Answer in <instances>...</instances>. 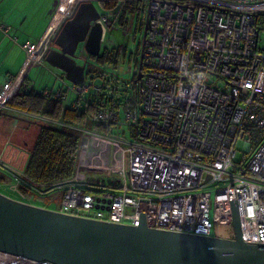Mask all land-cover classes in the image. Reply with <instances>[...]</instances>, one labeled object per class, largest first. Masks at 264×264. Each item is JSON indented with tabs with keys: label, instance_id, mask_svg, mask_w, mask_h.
Masks as SVG:
<instances>
[{
	"label": "built area",
	"instance_id": "1",
	"mask_svg": "<svg viewBox=\"0 0 264 264\" xmlns=\"http://www.w3.org/2000/svg\"><path fill=\"white\" fill-rule=\"evenodd\" d=\"M93 1L104 9L92 23L102 29L101 44L112 32L125 41L143 32L130 80L120 73V63L111 66L112 78L134 86L131 97L115 99L89 79V68L99 77L105 76L100 68L110 66L101 67L83 45L78 48L86 63L82 84L68 82L64 72L37 55L35 44L26 48L19 76L0 88L1 110L18 91L35 88L29 74L42 66L61 84L44 88V96L91 110L88 130L53 123L87 139L74 176L52 186L61 192L56 212L133 227L144 217L151 229L215 237L218 228L232 227L236 203L244 242L264 244V0H115L113 8L108 0ZM77 2L60 0L57 24ZM0 31L7 34L11 27L0 24ZM110 43L126 56V43ZM113 125L131 128L134 139L108 135ZM239 141L248 157L236 162ZM5 171L22 199L46 193L24 173ZM90 172H108L109 180L89 184L83 175H95ZM22 184L33 194H25ZM0 264L53 263L0 251Z\"/></svg>",
	"mask_w": 264,
	"mask_h": 264
},
{
	"label": "water",
	"instance_id": "2",
	"mask_svg": "<svg viewBox=\"0 0 264 264\" xmlns=\"http://www.w3.org/2000/svg\"><path fill=\"white\" fill-rule=\"evenodd\" d=\"M102 1V0H101ZM93 0H78L57 29L50 27L37 55L80 85L86 63L77 55L82 44L101 55L102 29ZM44 53L42 54V52ZM87 144L83 138L81 146ZM234 239L155 230L144 217L138 227L72 217L28 205L0 194V251L53 264H264V244H248L233 203Z\"/></svg>",
	"mask_w": 264,
	"mask_h": 264
},
{
	"label": "trees",
	"instance_id": "3",
	"mask_svg": "<svg viewBox=\"0 0 264 264\" xmlns=\"http://www.w3.org/2000/svg\"><path fill=\"white\" fill-rule=\"evenodd\" d=\"M114 1L108 0L109 8L114 7ZM91 58L101 67L111 65L116 67L124 57H121L120 51L105 50L99 57L91 56ZM100 70L105 71L103 68ZM44 88L23 89L9 102L10 109L14 111L51 122L49 124L41 121L39 136L35 145L30 149L29 160L24 171L28 180L45 187L41 190L43 193L54 191L53 185L74 176L84 138V134L77 130L55 126L53 123H63L81 130L91 128L88 121V114L91 110L85 104L81 103L78 109H74L71 105H64L60 100L44 96ZM5 182V178L0 175V183ZM21 186L25 194H33L32 189L24 184Z\"/></svg>",
	"mask_w": 264,
	"mask_h": 264
},
{
	"label": "rangeland",
	"instance_id": "4",
	"mask_svg": "<svg viewBox=\"0 0 264 264\" xmlns=\"http://www.w3.org/2000/svg\"><path fill=\"white\" fill-rule=\"evenodd\" d=\"M95 4L99 12L104 13V9L102 8V6L99 3H95ZM142 33L143 32H141V34ZM141 34L139 32L138 35L135 37L129 35L128 40L125 41L123 34L119 32H112L108 35L107 41L101 44V51H104V50H111L113 48V46L110 43L111 40H114L115 43H117L118 45H122L126 43L125 44L127 47L126 56L121 59V62L119 64V71L122 75H124L126 80H130L131 69L135 66V62L133 59L137 57L138 61H140V58H141V51L137 47ZM260 47L261 48L264 47V34L260 36ZM82 48H80L77 52V55L79 56L80 59L84 58V54H82V51H81ZM78 62L83 64L82 60H79ZM111 66L105 69L106 73H104V75L108 76L106 79L102 78L101 76L97 77V74L100 75V72L96 70L94 67L89 68L88 70L90 72L89 79H93L95 85L104 87L105 91L107 93L113 94L115 99H118L120 97L121 101H125L127 98L133 95L135 88L131 83L128 84L127 82L119 81L117 79L112 78L111 75L113 73H112ZM31 71L32 72H31L30 78L36 89L42 88L43 86L45 87V85H48L49 88L60 87L61 84L57 82L56 78L51 73H49L47 70H45L42 66H35ZM218 87L223 88V86L221 85H219ZM127 93H129V95H127ZM17 94L14 97H16ZM9 102L5 105L3 109L0 110V115H4L8 113V115L11 114L12 116L16 115V116H19L20 118L21 117L26 118L27 121L31 119L37 121V118L35 117L9 109L10 108ZM2 118L3 117L0 116V121L2 120ZM14 123L22 126L19 118ZM23 130L25 132L27 131L28 133L26 134V137L25 138L23 137L19 142H16L14 138L9 139L8 141H6L8 139L6 138L5 139L6 142L5 141L3 142V144L6 143L5 149L0 155V166L2 167L1 169H3V171H5L6 168L12 169V171L16 173L17 175L23 174L25 171V167H26L25 165L28 162L27 160L29 158L30 149L35 145L37 141V138L39 136V130L36 125L27 126V128L26 129L24 128ZM108 135L116 139H123L125 142H130L132 139H134L132 137V129L127 126H121V125H113ZM18 136L21 137V134H19ZM25 141L29 143L28 145L29 148H23L22 146H20V143H25ZM245 146L246 144L244 141L238 142L237 147H236V150H237L236 162H241L246 157H248V154H246ZM111 147H112V150H114L115 143H112ZM7 148H8V151H7L8 153L5 155ZM15 150H17L18 156L22 159L20 160L19 158V164H17L18 166H13L7 163L8 156L13 154ZM110 157L111 159L113 158V152H111ZM90 173H95V175L88 176V177H86V174L83 175L84 181L89 184L96 185L99 181L98 180L99 178L109 180L108 172H90ZM7 175L10 176L8 173ZM14 183L15 181H13V184ZM15 187L16 185L15 186L12 185V189H15ZM12 191H11V187L9 188L7 184L6 185L0 184V194H3L15 201L22 199L21 197L16 195L18 193H15L13 191L15 193L14 194ZM60 197H61L60 191H51V192H46L45 194H43V196H40L38 200H35L34 196H32L31 198H26L22 200L24 201V203L28 205H34L36 207H44V208H47L48 210L56 211L59 209L58 204L60 202ZM214 236L218 238L234 239V230L232 227L231 228H218L217 232L214 233Z\"/></svg>",
	"mask_w": 264,
	"mask_h": 264
},
{
	"label": "crops",
	"instance_id": "5",
	"mask_svg": "<svg viewBox=\"0 0 264 264\" xmlns=\"http://www.w3.org/2000/svg\"><path fill=\"white\" fill-rule=\"evenodd\" d=\"M59 5L60 0H0V24L11 27V31L7 34L0 31V88L6 81L13 80L19 76L20 72L23 70L27 55L26 48L38 44L49 28L53 26V23L55 27L59 24H55L54 22ZM79 64L82 65V63ZM31 72L29 74L30 80ZM45 87L49 88L48 85H45ZM0 116L3 117L0 121V155L5 149L6 143L3 144V142L6 138H8L6 141L14 138L16 142H19L23 137L25 138L28 133L23 130L24 128L26 129L27 126L33 125H36L38 130L40 128L41 120L37 117H35L37 121L32 119L27 121L26 118H20L16 115H14V117L11 114L8 115V113ZM18 118L22 126L14 123ZM19 134H21V137L18 136ZM28 145L29 143L27 141H25V143H20V146L23 148H29ZM7 151L8 148L5 155L8 153ZM19 158L18 152L15 150L13 154L8 156L7 163L18 166ZM20 160L22 159L20 158ZM25 166H27V164ZM1 168L0 166V175L5 178L6 182L0 184H7L9 188L11 187L12 191V185L14 186L15 184H13L14 180ZM16 195L20 197L19 194ZM34 197L35 200L40 198V196L37 195ZM18 201L24 203L22 199ZM59 206L60 202L58 204V207Z\"/></svg>",
	"mask_w": 264,
	"mask_h": 264
},
{
	"label": "bare ground",
	"instance_id": "6",
	"mask_svg": "<svg viewBox=\"0 0 264 264\" xmlns=\"http://www.w3.org/2000/svg\"><path fill=\"white\" fill-rule=\"evenodd\" d=\"M55 24H57V21H55ZM61 23H59L54 29H57Z\"/></svg>",
	"mask_w": 264,
	"mask_h": 264
}]
</instances>
